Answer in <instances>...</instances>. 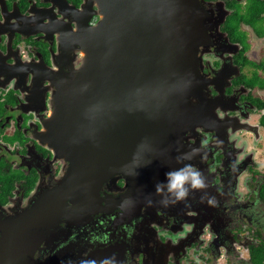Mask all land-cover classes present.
I'll return each instance as SVG.
<instances>
[{
	"label": "flooded vegetation",
	"instance_id": "af4514ba",
	"mask_svg": "<svg viewBox=\"0 0 264 264\" xmlns=\"http://www.w3.org/2000/svg\"><path fill=\"white\" fill-rule=\"evenodd\" d=\"M197 1L207 15L202 91L190 99L189 149L168 171L191 168L203 187L189 178L177 200L161 185L151 203L124 197L130 184L115 176L91 214L42 234L27 229V213L69 168L42 133L100 15L89 0H0V264H182L189 252L218 264L221 249L226 264H251L252 246H264V0Z\"/></svg>",
	"mask_w": 264,
	"mask_h": 264
},
{
	"label": "water",
	"instance_id": "95a60500",
	"mask_svg": "<svg viewBox=\"0 0 264 264\" xmlns=\"http://www.w3.org/2000/svg\"><path fill=\"white\" fill-rule=\"evenodd\" d=\"M93 1L100 20L86 28L83 62L62 76L42 133L69 163L63 182L27 213V229L37 224L42 234L91 214L115 176L129 182L130 200L134 192L163 199L157 186L189 149L190 99L202 91L196 48L208 40L207 15L197 0Z\"/></svg>",
	"mask_w": 264,
	"mask_h": 264
},
{
	"label": "clouds",
	"instance_id": "9594fccd",
	"mask_svg": "<svg viewBox=\"0 0 264 264\" xmlns=\"http://www.w3.org/2000/svg\"><path fill=\"white\" fill-rule=\"evenodd\" d=\"M186 173H190L187 175ZM191 179V188L193 189H199L203 187V183L201 179L199 178V173L194 171L191 168H187L184 170L176 171V172H170L166 174V186L167 191L169 193H174L176 196V199H182L186 195V190L183 188L184 183ZM162 190V186H157V193H159Z\"/></svg>",
	"mask_w": 264,
	"mask_h": 264
},
{
	"label": "rangeland",
	"instance_id": "374dc122",
	"mask_svg": "<svg viewBox=\"0 0 264 264\" xmlns=\"http://www.w3.org/2000/svg\"><path fill=\"white\" fill-rule=\"evenodd\" d=\"M262 163L264 164V162L262 161ZM246 232V230H245ZM230 250H228L229 252ZM234 253L231 254H236L239 258L241 259H246V252L243 248H241L240 246H236L234 248ZM221 253H222V258L218 261V264H226L227 260H229L228 255L221 249ZM199 255L197 254V257ZM196 257L195 254H192V252H189L188 255L182 259V264H202V261L198 260V258ZM235 256L232 255V258H234Z\"/></svg>",
	"mask_w": 264,
	"mask_h": 264
},
{
	"label": "trees",
	"instance_id": "16d2710c",
	"mask_svg": "<svg viewBox=\"0 0 264 264\" xmlns=\"http://www.w3.org/2000/svg\"><path fill=\"white\" fill-rule=\"evenodd\" d=\"M264 246L251 248V264H264Z\"/></svg>",
	"mask_w": 264,
	"mask_h": 264
}]
</instances>
